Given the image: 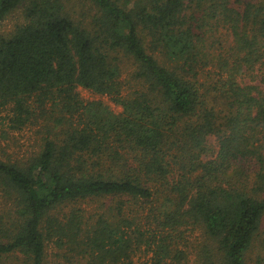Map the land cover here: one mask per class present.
I'll return each instance as SVG.
<instances>
[{"label": "trees", "instance_id": "1", "mask_svg": "<svg viewBox=\"0 0 264 264\" xmlns=\"http://www.w3.org/2000/svg\"><path fill=\"white\" fill-rule=\"evenodd\" d=\"M84 1L88 21L68 0H0V23L24 17L0 34V112L53 123L35 155L0 158V264H49L50 245L60 264H136L140 247L145 264H246L264 220V0Z\"/></svg>", "mask_w": 264, "mask_h": 264}, {"label": "rangeland", "instance_id": "2", "mask_svg": "<svg viewBox=\"0 0 264 264\" xmlns=\"http://www.w3.org/2000/svg\"><path fill=\"white\" fill-rule=\"evenodd\" d=\"M71 10L73 12L72 15L76 19H82L84 21H88L90 15L93 13L91 5L88 1L84 0H68ZM23 10L21 7L14 9L11 13H9L0 23V34H8L11 32L16 25L23 23ZM131 71V67L127 66L123 71L121 78H127L129 72ZM202 80H210L205 75L201 77ZM246 81H249V78H246ZM78 92L80 96L84 99H102L104 102L109 104V107L114 112L118 113L121 111V107L115 105L111 102L106 96H98L90 93V91L78 87ZM36 118L33 122L22 126L20 129H14L9 126L7 111L3 110L0 112V158L8 159L9 161H14L18 159L27 158L31 155H35L40 148L41 138L47 135L49 127L53 125L52 121L48 116L40 115V110L35 111ZM50 125H49V122ZM208 142L210 144L215 145L214 137H209ZM264 155V149H263ZM250 166V165H249ZM253 166L251 169L247 170L249 177L253 176ZM264 197V194H263ZM10 200L0 196V214L9 215V210L11 209ZM104 203V200H91L86 203L76 204L83 208L85 211H94ZM146 206V205H144ZM147 207V206H146ZM142 210V208H139ZM194 232L184 231L186 236L190 242H193L194 247L197 245V242L203 241L202 232L199 228H195ZM264 239V220L261 223L260 233L255 238L252 243L251 248L248 250L246 255V264H260L257 259L264 258V245L262 244V240ZM55 249L50 245L47 249V258L49 264H60V259L54 256ZM150 256V253H146L145 249L140 247L137 252L134 254V261L136 264H145L146 259Z\"/></svg>", "mask_w": 264, "mask_h": 264}]
</instances>
